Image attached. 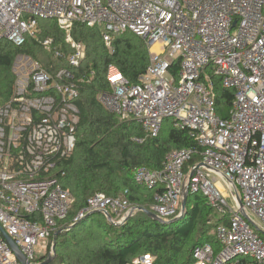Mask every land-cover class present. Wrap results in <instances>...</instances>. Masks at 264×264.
Masks as SVG:
<instances>
[{
	"label": "built area",
	"instance_id": "2783aa9c",
	"mask_svg": "<svg viewBox=\"0 0 264 264\" xmlns=\"http://www.w3.org/2000/svg\"><path fill=\"white\" fill-rule=\"evenodd\" d=\"M42 20L57 22L66 48L41 37ZM77 23L103 27L112 52L113 35L127 32L150 51L136 85L109 68L111 92L100 102L138 122L147 137L157 138L172 119L201 147L173 152L161 171L135 170L136 184L156 191L151 212L181 220L185 194L205 196L227 222L216 230L219 252L209 243L196 246L193 264H264V229L252 221L264 225V0H0V40L24 48L33 39L70 66L49 72L27 53L14 60L13 95L0 104V264H22L5 234L31 264L44 262L38 253L53 257V238L73 206L61 178L80 125L73 69L86 46L73 38ZM216 79L234 92L227 118L218 114ZM135 211L124 197L97 193L75 222L101 213L123 225ZM131 264L158 262L145 254Z\"/></svg>",
	"mask_w": 264,
	"mask_h": 264
},
{
	"label": "trees",
	"instance_id": "16d2710c",
	"mask_svg": "<svg viewBox=\"0 0 264 264\" xmlns=\"http://www.w3.org/2000/svg\"><path fill=\"white\" fill-rule=\"evenodd\" d=\"M39 25L41 37L54 38L56 49L66 48L65 33L56 21L42 20ZM104 33L103 27L82 23L75 24L72 31L73 38L86 46L85 60L78 69H73L80 85L77 146L73 156L64 162L66 175L61 178L74 202L53 238L52 264H131L145 254L155 256L158 264H193L196 246L209 243L219 252L216 230L227 222V216L213 208L205 196L197 194L188 196L186 215L181 220L165 219L164 223L153 220L142 209L151 211L156 191L137 185L134 172L141 167L161 171L173 152L201 147L189 131L175 128L172 119L165 120L160 135L153 139L146 136L138 122L122 119L100 102L102 93L111 92L108 79L111 66L136 85L151 61L142 38L131 32L113 35L112 52L104 41ZM20 53L32 55L49 72L70 68L66 60L56 58L55 52L47 51L33 39L24 48L0 40V104L13 95L12 67ZM37 53L44 59L36 57ZM178 68L176 65L173 72ZM215 91L218 114L227 118L225 112L231 106L234 92L223 88L219 79L215 81ZM136 139L144 142L138 143ZM199 160L195 157L191 164ZM97 193L124 197L138 210L123 225L111 223L101 213L76 223L77 214ZM46 257L38 261L43 262Z\"/></svg>",
	"mask_w": 264,
	"mask_h": 264
},
{
	"label": "water",
	"instance_id": "95a60500",
	"mask_svg": "<svg viewBox=\"0 0 264 264\" xmlns=\"http://www.w3.org/2000/svg\"><path fill=\"white\" fill-rule=\"evenodd\" d=\"M186 202H187V193L185 194V197H184V200H183V210L185 212V207H186ZM138 210V209H137ZM140 210V209H139ZM150 218H152L153 220H156L160 223H164V221L162 219H160L156 214L152 213L151 211H147V210H144L142 209ZM133 212L132 214L130 215V217L133 216ZM129 217V218H130ZM108 220L114 224L113 220H112V217L111 216H107ZM246 218H248L246 216ZM174 221H178L177 219L174 220ZM262 235L264 236V232H261ZM5 238L7 239V241L9 242L11 248L13 249V251L15 252L17 258L19 259V261L22 263V264H31L30 261L25 257V255L20 251V249L14 244V242L5 234L4 235ZM55 251V249H54ZM54 261V258L53 257H50L48 260L44 261L42 264H52Z\"/></svg>",
	"mask_w": 264,
	"mask_h": 264
},
{
	"label": "rangeland",
	"instance_id": "374dc122",
	"mask_svg": "<svg viewBox=\"0 0 264 264\" xmlns=\"http://www.w3.org/2000/svg\"><path fill=\"white\" fill-rule=\"evenodd\" d=\"M36 57H38L40 60L44 59L42 58L41 54L37 53ZM229 112H230V108L228 110H226L225 114L226 116L228 117L229 116ZM218 184V182L216 183ZM225 194L227 195V202L230 204V205H233L234 203V198H233V194H232V191L230 189H226L225 191ZM168 221V220H167ZM252 221H253V224L257 225L259 224L260 226H263V229H264V225H263V222L260 221L259 219H257L255 216H252ZM214 230L211 231V235L214 236ZM55 249V248H54ZM43 256V253L39 254L38 253V259L41 258Z\"/></svg>",
	"mask_w": 264,
	"mask_h": 264
},
{
	"label": "bare ground",
	"instance_id": "6f19581e",
	"mask_svg": "<svg viewBox=\"0 0 264 264\" xmlns=\"http://www.w3.org/2000/svg\"><path fill=\"white\" fill-rule=\"evenodd\" d=\"M139 124V123H138ZM154 139V138H153Z\"/></svg>",
	"mask_w": 264,
	"mask_h": 264
}]
</instances>
